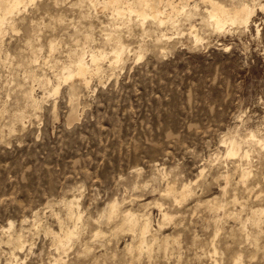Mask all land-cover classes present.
Instances as JSON below:
<instances>
[{
    "label": "rangeland",
    "instance_id": "obj_1",
    "mask_svg": "<svg viewBox=\"0 0 264 264\" xmlns=\"http://www.w3.org/2000/svg\"><path fill=\"white\" fill-rule=\"evenodd\" d=\"M89 1H28L0 44V264H264V11L248 31L216 32L212 3L253 0H162V27ZM119 39L127 51L111 66ZM90 50L107 54L103 73L49 96ZM232 139L248 157L228 156ZM190 183L182 204L165 196ZM123 211L151 219L150 255L119 233Z\"/></svg>",
    "mask_w": 264,
    "mask_h": 264
},
{
    "label": "bare ground",
    "instance_id": "obj_2",
    "mask_svg": "<svg viewBox=\"0 0 264 264\" xmlns=\"http://www.w3.org/2000/svg\"><path fill=\"white\" fill-rule=\"evenodd\" d=\"M28 1H34V0H0V44L1 45H2V41H3L2 39L5 37L6 33L8 32V29H14L15 28L17 16L19 15V13L21 11L22 6L23 5L25 6L26 4H28ZM98 2H99L98 0H90L89 4L92 8H96ZM252 2H253V5L243 3L240 6H235L231 9H228L226 6H223V5H220L217 3H212V11L210 12V16H209V25L216 32H225L229 26H231V27L237 26L238 27L240 25H243L245 27V30L248 31L250 28V24L252 23L253 18L256 16L257 11L258 10L261 12L264 11L263 5H260L259 8H256L257 7L256 4L254 5L255 1L253 0ZM161 3H162V0H159V2L154 1V0H142L141 2H139L136 5V4H129V3L123 4L122 0H106V2H104V5H105V8H110L115 13V15H117V16L129 17V20L133 16H136L137 21L139 22L141 27H144L146 25L148 19H152L154 21V23L156 25H158L159 27H162V26L168 24L169 22L173 24L171 19L163 17L166 15V11H161L160 7H158L159 5H161ZM170 6L173 10H175L173 5H170ZM140 7H141V9H140ZM165 20H167V21H165ZM258 33H259V30H258ZM110 38H111V36H110ZM194 39H195L196 44H199L202 42V39H200L197 34L194 35ZM166 40L170 41L171 38H166ZM55 49H56V46L54 44H51V51H53ZM0 50H1V47H0ZM126 51H127V48L121 43V41L119 39L118 40V47L113 50L114 58H113V62H111V66H119L120 64H122L123 55L126 53ZM106 56H107V54L103 55V53H101V52H92L91 50L89 52L85 51L80 56L76 57L74 59V61L70 62L68 65L63 66L62 70L59 72V75H58L59 76V79H58L59 84L57 87H55L53 94L49 93V96H54V95L58 94L62 84L71 85V87H72L71 91L73 90V92H75V89L78 88V87L75 88V85L77 83L83 84V85H85V87L88 88L89 84H90V80H92L95 77L97 78L98 76H100L103 73L102 67L100 65V61L103 60ZM47 65H48V63H47ZM42 80H41V82H43ZM38 82H40V81H38ZM48 85H50V81L48 82L46 80V83H44V88L46 91H48ZM78 90L79 89H77L76 91H78ZM73 92H71V93H73ZM71 97H72V100L74 102V99H76L75 94H73V96L71 95ZM38 101L39 100L37 99V97L35 95H33V102L37 103ZM37 107H38V105H37ZM225 142H226V140H225ZM242 150H243L242 146L239 145L236 141H233V139H232V141H230V144L228 143V148H227L228 156H234V157L240 156L241 157L244 155V156L248 157L249 156L248 152L243 153ZM201 174H202V172H201ZM247 176H248V173L243 174V180L242 181L244 184H246V179H244V178ZM228 179L229 178L227 177L226 180H228ZM225 191H226V188H223V192H225ZM164 193H165L166 197L172 198L174 204L180 205V204H182V202L186 201L188 197H190V195L192 193L191 183L182 185L178 190H176L175 187H173V186H168L167 190ZM76 201H78V200H76ZM235 201H237L236 198H235ZM110 204H111L110 210H108L109 211L108 219H106L109 221L108 223L112 222L116 217H118L120 214V211H121V210L119 211L120 206H119L117 201H114ZM68 205H70V203ZM159 206H160V212H161V220L163 221V223L166 221L170 222L172 220V216L170 215V213L166 209H164V205L160 204ZM220 208H223V206L222 205H219L218 207L213 206V209H216V210H218ZM260 210H259V213H260ZM68 211H70V210H68ZM122 215H123V217L121 219L120 228L118 230L119 233L120 232H128V233H131V235L133 234L137 238V241H138L137 250L140 253V255H142L144 252L145 253L147 252L150 255L151 251H152L151 250L152 246L155 243H157L156 237L152 236L151 219H149V218H147L146 220L143 219L144 221L140 222V218H139L140 215L138 216V215L132 213L131 211H125V212L123 211ZM263 215L264 214L262 213V215H260V216H263ZM67 216H68V214H67ZM69 218L75 219V220L77 219V221L80 220V217H78V215L76 217L72 211H70L68 219ZM262 220H264V219H262ZM10 224L12 227V223H10ZM160 227L162 230V226H160ZM69 228H68V230H69ZM74 229H76V227H74ZM76 230L78 231V229H76ZM66 232H68V231H66ZM72 232L73 233H68L65 235V237L68 236V242L67 243L60 240V244H59V247L57 249L58 251L66 252V250H67L66 246L68 244H71V241L75 239V238L73 239V237L75 236L74 231H72ZM75 234H77V233H75ZM95 236H94V238H95ZM97 237H99V235ZM150 237H152V239L149 240ZM66 240H67V238H66ZM163 247H165V250H167L168 243L166 242V244H164ZM133 249H134L133 245L129 246L128 252H130V254H133L132 253ZM138 252H137V254H138ZM51 264H65V262L63 261L62 257H59V258H54L51 261ZM233 264H245L243 262V257L242 256L237 257L233 261Z\"/></svg>",
    "mask_w": 264,
    "mask_h": 264
}]
</instances>
